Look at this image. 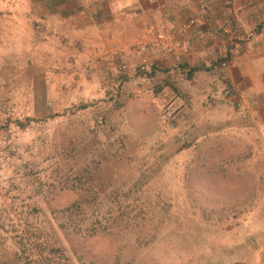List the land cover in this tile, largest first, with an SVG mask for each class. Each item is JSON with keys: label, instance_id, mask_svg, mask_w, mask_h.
<instances>
[{"label": "rangeland", "instance_id": "1", "mask_svg": "<svg viewBox=\"0 0 264 264\" xmlns=\"http://www.w3.org/2000/svg\"><path fill=\"white\" fill-rule=\"evenodd\" d=\"M149 73L84 79L43 117L1 95L0 264L240 263L264 142L191 74Z\"/></svg>", "mask_w": 264, "mask_h": 264}, {"label": "crops", "instance_id": "2", "mask_svg": "<svg viewBox=\"0 0 264 264\" xmlns=\"http://www.w3.org/2000/svg\"><path fill=\"white\" fill-rule=\"evenodd\" d=\"M202 1L0 0L2 102L48 116L57 94L88 78L124 86L120 64L147 59L157 74L189 72L197 94L210 88L264 142V0ZM237 264H264V232L240 243Z\"/></svg>", "mask_w": 264, "mask_h": 264}, {"label": "built area", "instance_id": "3", "mask_svg": "<svg viewBox=\"0 0 264 264\" xmlns=\"http://www.w3.org/2000/svg\"><path fill=\"white\" fill-rule=\"evenodd\" d=\"M207 1L209 0H203L202 1V5H204ZM194 21L189 20L188 24H193ZM235 30V25H229L228 27L224 28L223 31L221 32L222 35L224 36H228L227 38L229 40H233L235 38V34L234 33ZM222 66H226L227 62L224 61L221 64ZM154 67V62L144 59L142 60L140 63L135 64V65H129L127 63H121L119 66V70L124 73L127 76L130 77H135L137 78L136 83H142V82H146L148 80V73L152 70V68ZM98 122L101 123V119L98 120Z\"/></svg>", "mask_w": 264, "mask_h": 264}, {"label": "trees", "instance_id": "4", "mask_svg": "<svg viewBox=\"0 0 264 264\" xmlns=\"http://www.w3.org/2000/svg\"><path fill=\"white\" fill-rule=\"evenodd\" d=\"M154 73V69H152L151 70V72L149 73V74H153ZM190 73L188 72V75H189ZM28 120H31V118H27Z\"/></svg>", "mask_w": 264, "mask_h": 264}]
</instances>
